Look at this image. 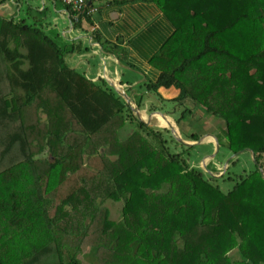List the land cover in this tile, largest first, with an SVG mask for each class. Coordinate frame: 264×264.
<instances>
[{
  "label": "trees",
  "instance_id": "obj_1",
  "mask_svg": "<svg viewBox=\"0 0 264 264\" xmlns=\"http://www.w3.org/2000/svg\"><path fill=\"white\" fill-rule=\"evenodd\" d=\"M154 1L176 29L152 61L161 73L149 94L179 89L174 101L222 120L217 137L231 154L252 151L254 168L230 172L237 155L207 172L197 144L71 66L76 49L37 19L0 16V264H264V0ZM65 5L77 24L89 18ZM108 202L122 204L119 219Z\"/></svg>",
  "mask_w": 264,
  "mask_h": 264
},
{
  "label": "crops",
  "instance_id": "obj_2",
  "mask_svg": "<svg viewBox=\"0 0 264 264\" xmlns=\"http://www.w3.org/2000/svg\"><path fill=\"white\" fill-rule=\"evenodd\" d=\"M86 1L97 11L89 18L83 16L81 24H77V17L63 0H10L0 6V16H20L37 22L42 18L40 26L45 32L54 31L52 38L56 37L60 46L76 49L66 55L71 66L94 81L105 79L116 90L122 89L125 94L129 91L130 100L136 102L142 92L149 94L148 83L158 81L161 70L152 61L176 28L154 0ZM94 33L104 43L96 41ZM158 92L163 100L174 101L180 90L172 86L161 87ZM151 102L143 101L144 107L147 109Z\"/></svg>",
  "mask_w": 264,
  "mask_h": 264
},
{
  "label": "rangeland",
  "instance_id": "obj_3",
  "mask_svg": "<svg viewBox=\"0 0 264 264\" xmlns=\"http://www.w3.org/2000/svg\"><path fill=\"white\" fill-rule=\"evenodd\" d=\"M39 16L41 17L40 14ZM28 21L29 23H32V22H35V19H29ZM41 21H42V18L40 19V21L38 20L37 24L40 25ZM46 32L51 37L55 36V32L52 30L47 29ZM54 39L56 40V37H54ZM170 49L171 48L168 47L167 49L168 52H166V54L170 52ZM180 54L181 53L179 52L178 55L174 56V60L172 64L173 66L171 68H167V70L173 69V67L178 66L182 62L183 58L180 56ZM190 70L191 69L189 68V70L183 77L184 79L188 78V74ZM109 84L111 85V83ZM206 84H207L206 81L203 82L202 80H199V85L201 87L206 86ZM112 87L116 90L114 86ZM139 89L141 90V88ZM121 90L122 89L120 90L118 89V91L122 92ZM122 93H125V91H123ZM126 94L128 96L127 98L123 96L125 100L128 99L127 102L129 101L130 103H133V107L136 110L140 111V116L142 117V119L146 122H149L150 125L159 127L162 129L163 128L171 129L172 135L174 137H176L177 139L182 138L188 142H192V141L187 140L188 138L187 134L189 133L191 134V132H197L202 137H200V139L197 141L198 144L192 151V154H195V155L197 154V157L202 158L200 167H202L207 172L213 173V171H215V167L212 164L210 165V163L213 161H216L218 165L217 166L218 171H222V170L226 171L225 167L226 166L228 167L230 159L233 157L234 154L230 153L227 147L226 139L220 141V139L217 137L222 133V130L225 129V123L222 120L205 114L202 108L199 107L194 102V100L191 98H189L188 100H184V101H180V100L165 101L164 100V103H163V98L161 99L162 96H160V93L157 94V92H155L153 94L152 93L145 94V92H142V94H145V99H144L145 103L147 100H151L152 102H154V104L158 108L161 107L159 111L151 113L149 112L150 111L149 108L151 107L150 104L152 102L147 105L148 106L147 109L145 107H144L145 109L143 108L138 109L137 103L134 101H131L132 98L130 100V97H129L131 95L130 92L127 91ZM186 108H192L195 111L194 117L186 118L185 120L181 122V124H178L177 119L182 115L183 111ZM161 113H163L164 115H162ZM128 125L125 127L128 130H123V133L130 132V131L132 132V128L134 127H131ZM178 141L182 143L180 140ZM217 142L219 143V148H218ZM238 158L239 160L230 166V169H229L230 172L235 173V174H245V172H249L250 170L254 168V159H253L251 152L244 151L238 155ZM219 184L222 187V189L227 192L234 187L235 181L229 180V179L220 180ZM106 205L107 207L111 209L113 218L119 219V217L121 216L122 204L116 203V202H108Z\"/></svg>",
  "mask_w": 264,
  "mask_h": 264
},
{
  "label": "built area",
  "instance_id": "obj_4",
  "mask_svg": "<svg viewBox=\"0 0 264 264\" xmlns=\"http://www.w3.org/2000/svg\"><path fill=\"white\" fill-rule=\"evenodd\" d=\"M63 2L67 5H72L74 10H77L79 13L86 12L87 15L97 11L92 7H88L86 0H63Z\"/></svg>",
  "mask_w": 264,
  "mask_h": 264
},
{
  "label": "water",
  "instance_id": "obj_5",
  "mask_svg": "<svg viewBox=\"0 0 264 264\" xmlns=\"http://www.w3.org/2000/svg\"><path fill=\"white\" fill-rule=\"evenodd\" d=\"M118 91V90H117ZM118 92H120V91H118ZM120 94L122 95V96H125L126 98H127V95L125 94V93H122V92H120ZM128 100V99H127ZM129 102V101H128ZM134 110L137 112V115L139 116V118L141 119V120H143L142 119V117L140 116V111L139 110H136L135 108H134ZM162 115H164L163 113H161ZM144 121V120H143ZM147 124H150L149 122H146ZM173 131H174V129H173ZM175 135V134H174ZM176 136V135H175ZM178 140H180L183 144H185V145H187V146H192V145H196V144H198V142H196V143H194V142H188V141H185L184 139H182V138H178ZM217 145H218V148H219V143L217 142ZM243 151H240V152H238V153H236V154H234L233 155V157L232 158H234V157H236L237 155H239L240 153H242ZM252 152V151H251ZM253 153V152H252ZM231 158V159H232ZM227 167V166H226ZM226 167H225V169H226ZM224 173V172H223Z\"/></svg>",
  "mask_w": 264,
  "mask_h": 264
}]
</instances>
